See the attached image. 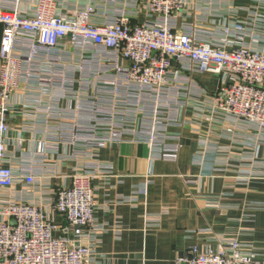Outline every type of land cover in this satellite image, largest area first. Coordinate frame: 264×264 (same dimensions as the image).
I'll list each match as a JSON object with an SVG mask.
<instances>
[{
    "label": "built area",
    "instance_id": "1",
    "mask_svg": "<svg viewBox=\"0 0 264 264\" xmlns=\"http://www.w3.org/2000/svg\"><path fill=\"white\" fill-rule=\"evenodd\" d=\"M200 1L107 0L103 10L62 11L58 0H0V264H92L94 181L112 173L94 157L109 145L143 144L176 162L194 104L199 121L215 127L222 117L225 137L237 124L264 136V14L218 22L219 0ZM204 74L221 77L208 114L195 82ZM18 117L42 139L34 151L17 142L14 168L8 147ZM62 158L80 167L47 206L11 200L17 184L56 178L51 161ZM224 245L192 247L177 264H259L239 241Z\"/></svg>",
    "mask_w": 264,
    "mask_h": 264
},
{
    "label": "crops",
    "instance_id": "2",
    "mask_svg": "<svg viewBox=\"0 0 264 264\" xmlns=\"http://www.w3.org/2000/svg\"><path fill=\"white\" fill-rule=\"evenodd\" d=\"M36 2L37 0H33ZM107 0H58L62 11L88 6L106 8ZM211 0H201L209 6ZM218 22L253 21L264 14V0H219ZM200 5V6H201ZM135 22V21H134ZM254 34L262 39L260 28ZM195 82L205 95L207 114L221 77L197 75ZM184 112L185 128L178 161L155 159L146 145L132 142L107 146L94 159L112 167V173L94 181L98 208L97 237L92 264H177V257L192 247L217 252L225 243L239 241L243 249L264 264V136L246 131L240 124L232 138L222 117L208 125L193 108ZM18 117L12 123L7 165L19 166L18 141L34 151L41 135L23 128ZM42 124V123H40ZM213 128L214 133L210 135ZM71 152L62 147L61 154ZM57 177H45L31 187L17 184L11 200L48 204L50 193L71 184L80 167L77 161H51ZM60 227L66 222L56 218Z\"/></svg>",
    "mask_w": 264,
    "mask_h": 264
},
{
    "label": "water",
    "instance_id": "3",
    "mask_svg": "<svg viewBox=\"0 0 264 264\" xmlns=\"http://www.w3.org/2000/svg\"><path fill=\"white\" fill-rule=\"evenodd\" d=\"M75 229H78V227H77V228H75Z\"/></svg>",
    "mask_w": 264,
    "mask_h": 264
}]
</instances>
